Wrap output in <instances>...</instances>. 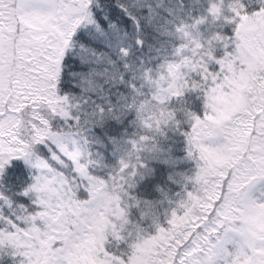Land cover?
Here are the masks:
<instances>
[{
	"label": "snow or ice",
	"instance_id": "6c2138e0",
	"mask_svg": "<svg viewBox=\"0 0 264 264\" xmlns=\"http://www.w3.org/2000/svg\"><path fill=\"white\" fill-rule=\"evenodd\" d=\"M0 264H264V0H0Z\"/></svg>",
	"mask_w": 264,
	"mask_h": 264
}]
</instances>
